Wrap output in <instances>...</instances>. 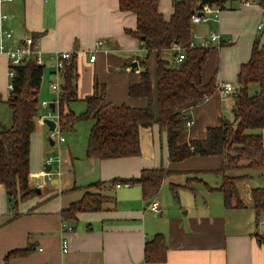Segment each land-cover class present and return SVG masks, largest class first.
<instances>
[{"label": "crops", "instance_id": "0c3cea01", "mask_svg": "<svg viewBox=\"0 0 264 264\" xmlns=\"http://www.w3.org/2000/svg\"><path fill=\"white\" fill-rule=\"evenodd\" d=\"M172 3L158 0L165 20L172 15ZM261 9L259 4L226 0L213 7L220 14L218 24H194L193 37L203 40L216 31L223 42L212 47L202 72L203 83L214 77L217 89L203 102L186 107L191 126L185 125L180 143L199 140L206 147L208 127L233 122V93L238 88L240 67L249 60L253 43H264V28L257 30ZM2 10L10 16L6 27L12 30L15 41L42 34L36 41L42 66L48 70L40 87L39 104L56 99L49 89L55 51L75 55L77 100L68 106L75 115L85 111V99L93 94L95 82L104 85L107 103L145 108L146 99L128 95L129 86L139 83L141 63L149 69L155 95L156 54L152 52L146 59L139 40L126 34L125 30L136 28V18L121 12L118 0H13L3 3ZM97 41L102 43L90 62L89 53ZM6 73L7 60L0 55V103L10 98V91L6 98L1 93L7 87ZM222 84L231 85L232 93H223L219 89ZM76 104H82V110L75 112ZM153 106L156 114L155 101ZM40 108L48 112L41 104ZM46 119L38 112L30 138L29 186L33 196L11 206L7 193L0 188V264H264V213L256 216L251 199L253 188H264V170L236 172L249 176L236 184L243 207L235 208L234 198L232 208L227 209L218 190L221 176L207 171L218 168L222 159L195 155L183 162H170L166 135L156 124L140 128L139 156L94 160L86 157L89 132L77 143L73 135L67 141L62 133L64 141L50 145L45 135L49 133ZM262 140L264 146V130ZM55 152L59 162L52 164L50 171L57 168L59 174L50 178L45 172L46 160ZM160 166L176 172L163 181L160 190L165 192L150 200L143 198L139 184L117 182L136 179L142 170ZM210 176L218 179L209 181ZM98 182L104 183L101 193L112 201L101 211L80 213L76 220L63 221L61 211L85 192H92L90 185ZM166 191L177 198L176 202L168 199ZM154 200L159 205L157 212L148 210ZM63 224L72 230L62 234ZM157 234L166 242L165 261L146 263L145 244ZM63 237L68 245L66 253L61 249Z\"/></svg>", "mask_w": 264, "mask_h": 264}, {"label": "trees", "instance_id": "16d2710c", "mask_svg": "<svg viewBox=\"0 0 264 264\" xmlns=\"http://www.w3.org/2000/svg\"><path fill=\"white\" fill-rule=\"evenodd\" d=\"M226 0H173V12L168 20L158 10V0H118L121 12L133 14L136 28L125 30L126 34L139 40L147 59L156 54V92L146 64L141 63L139 83L130 85L131 98H144L145 108H131L126 105L114 106L105 100L104 85L95 82L93 94L85 99L86 109L75 115L69 104L77 100V67L75 55L63 62L57 103L58 128L60 134L72 132L79 121L91 120L86 157L94 160L136 157L140 154L139 130L154 124L166 135L168 160L183 162L188 158L218 156L222 159L216 169L207 170L221 176L218 190L223 195L225 208H242L238 197L237 182L249 178L236 175L241 171L264 170V43L255 41L249 60L241 65L237 75L238 88L233 93L232 113L234 121H222L218 126L206 129V147L199 140L180 143L189 117L187 106L203 102L210 97L217 86L214 77L204 84L202 72L212 48L191 47L194 31L192 17L203 6H221ZM264 8V0H258ZM42 34H34L36 40ZM180 46L184 59L175 62L174 46ZM222 46V44L220 45ZM172 51L171 60L164 53ZM44 66L26 62L14 68L13 88L7 104L11 111L8 127L0 128V188L9 198L18 201L33 196L29 186L30 138L35 129V118L39 111V92L43 80ZM156 102L157 113L153 105ZM196 150V152L194 151ZM176 171L160 166L145 169L136 179L117 180L126 185L139 184L145 200L156 197L163 181ZM104 183L91 184L92 192L61 211L63 221L76 220L85 212L103 210L112 198L101 193ZM176 196V190L171 186ZM252 208L258 217L264 213V188L251 190ZM257 219V218H256ZM166 242L163 235L153 236L145 244L144 261L163 263L166 258Z\"/></svg>", "mask_w": 264, "mask_h": 264}, {"label": "built area", "instance_id": "2783aa9c", "mask_svg": "<svg viewBox=\"0 0 264 264\" xmlns=\"http://www.w3.org/2000/svg\"><path fill=\"white\" fill-rule=\"evenodd\" d=\"M13 0H0V55L4 56L7 60V88L11 91L13 88L12 79L14 77V68L18 67L26 62H32L36 65H43L41 59V51L37 44V41L32 38V36H27L20 41H15L13 38V32L11 29L6 27V22L10 19V16L2 10V4L7 2H12ZM242 5L249 4H258V0H239ZM220 14L218 10H213V7L203 6L196 14L192 17L193 24H202L208 21H212L214 24L219 23ZM264 28V8L261 9L260 20L257 23V30L261 31ZM222 38L218 32L212 31L203 38V42L198 46L191 43V47H203V48H212L213 46H220L222 44ZM101 41H97L95 43V47L89 53V61L93 62L95 60V50L101 46ZM175 52L174 60L179 63L184 59L183 50L180 46H174L172 49ZM71 52H60L55 51L51 56L53 71V81L49 84V89L56 94V99L53 101L55 104V111L52 112L50 109V102L42 101L40 104L43 107L48 108V117L47 119L53 120L55 122V128L50 132L51 140L57 143H61L64 141L63 137L60 136L59 128H58V114H57V103H58V95L60 88V72L63 67V62L70 59ZM219 89L226 94L232 93L233 88L229 84H222L219 86ZM191 126V122H186V127ZM59 162V157L49 156L46 160L47 165H52L54 163ZM58 171H49L47 175L51 178L54 175H58ZM158 202L152 201L148 206V210L152 212H157ZM71 227L63 224L61 226V233L64 234L68 231H71ZM67 240L63 237L61 240V249L62 253L67 252Z\"/></svg>", "mask_w": 264, "mask_h": 264}, {"label": "rangeland", "instance_id": "374dc122", "mask_svg": "<svg viewBox=\"0 0 264 264\" xmlns=\"http://www.w3.org/2000/svg\"><path fill=\"white\" fill-rule=\"evenodd\" d=\"M192 41H193V43L195 45H198V44H200V43L203 42V40H200V38H197V35L192 38ZM172 56H173V54L170 51H167V52L164 53V57L166 59H168V60H171L172 59ZM47 70H48L47 67H44V70H43V72H44L43 79H44V75H47ZM3 90H4V92H1L2 93V96H3L2 98L8 97L10 90L7 87L3 88ZM82 108H83V105L82 104H78V105L76 104L75 105V112H77L78 110H82ZM38 112H39V116L40 117H44V118H47L48 117L47 110L46 109H43V108H40V106H39V111ZM79 112H81V111H79ZM10 119H11V111H10V108H9L8 104L5 103V102L0 103V126H2V127L3 126L4 127L9 126ZM232 120L234 121V119H232ZM91 125H92V122H90V120L79 121V122H77L74 125V128H73V131L72 132L63 133V136L68 141V138L70 137V135H73L76 138V143H77V141H81L83 138H85L86 134L89 132V129H90ZM45 135H46V138H47V136L49 138L50 137V132L49 133L48 132H45ZM60 136H61V134H60ZM35 137H37V136H35ZM52 156L56 157L57 156V153L55 152L54 154H52ZM56 171H57V168H56ZM178 177L181 178L182 176H178ZM216 179H218V177H216V176H210L209 181H212L213 182ZM184 183H185V180H184ZM162 191L165 192V190H160L159 194L162 193ZM166 194H168V196H167L168 199L174 200V201L177 200L176 197L175 198L173 197V195H172L171 192L166 191ZM5 197L10 201L11 206L14 205L15 202H14V199L13 198H9L8 195L7 196L5 195Z\"/></svg>", "mask_w": 264, "mask_h": 264}, {"label": "water", "instance_id": "95a60500", "mask_svg": "<svg viewBox=\"0 0 264 264\" xmlns=\"http://www.w3.org/2000/svg\"><path fill=\"white\" fill-rule=\"evenodd\" d=\"M49 106H50L51 111L54 112L55 111V104L52 102V103H50ZM44 122L47 125V127L49 129V132H51V131L54 130V128H55V122L53 120L46 119ZM49 143H50V145H53L54 144V141L51 140V138H49ZM194 151L196 152V150H194ZM50 170H51V166L50 165H46L45 166V172H49ZM34 191L36 193H38V194L40 192L37 188L36 189L34 188Z\"/></svg>", "mask_w": 264, "mask_h": 264}]
</instances>
